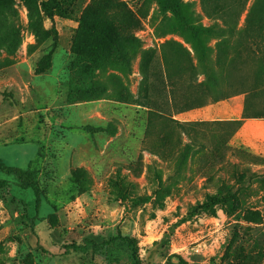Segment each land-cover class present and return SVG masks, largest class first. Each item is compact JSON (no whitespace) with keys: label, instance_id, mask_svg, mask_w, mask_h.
Returning a JSON list of instances; mask_svg holds the SVG:
<instances>
[{"label":"rangeland","instance_id":"374dc122","mask_svg":"<svg viewBox=\"0 0 264 264\" xmlns=\"http://www.w3.org/2000/svg\"><path fill=\"white\" fill-rule=\"evenodd\" d=\"M48 1L0 0V160L31 162L51 207L38 223L0 174V264H131L118 242L66 254L118 234L142 264H264V157L180 122L264 87V0H177L203 49L173 0H53L68 18Z\"/></svg>","mask_w":264,"mask_h":264},{"label":"trees","instance_id":"16d2710c","mask_svg":"<svg viewBox=\"0 0 264 264\" xmlns=\"http://www.w3.org/2000/svg\"><path fill=\"white\" fill-rule=\"evenodd\" d=\"M22 2H27L29 0H18ZM165 0H160V4L165 6ZM49 6V7H48ZM169 10L172 12L175 21L179 24L180 28L188 33L194 44L200 48H204L203 34L207 32L204 28L197 27L194 24L190 23V17L192 13L190 12V5L187 3H182L177 0L171 1L169 5ZM42 9L45 14L52 17L53 15H58L62 18H68L67 15L62 13L59 8V4L53 0L48 1L47 3L42 4ZM79 29L84 30L87 33H95L102 36H109L105 27L99 22L94 20H89L88 17L82 16L78 21ZM31 162L27 169L22 170L18 168H13L6 166L0 160V174H3L7 177H11L15 185L23 191H30L35 197V206L37 209V221L41 223L44 221L43 215L46 214L51 208L49 203L44 197V193L39 186L36 175L32 169ZM9 185V181L0 178V188H5ZM121 243L124 246H127L131 252V264H142L139 258L138 246L134 238L129 235L118 234L108 239H103L101 241H96L92 238H86L80 242H75L67 247L66 254L75 253V254H85L92 252L94 255L100 257L104 261H109L111 259L110 255V246L114 243Z\"/></svg>","mask_w":264,"mask_h":264},{"label":"crops","instance_id":"0c3cea01","mask_svg":"<svg viewBox=\"0 0 264 264\" xmlns=\"http://www.w3.org/2000/svg\"><path fill=\"white\" fill-rule=\"evenodd\" d=\"M180 122L198 125L221 136L220 140L264 157V87L186 112Z\"/></svg>","mask_w":264,"mask_h":264}]
</instances>
